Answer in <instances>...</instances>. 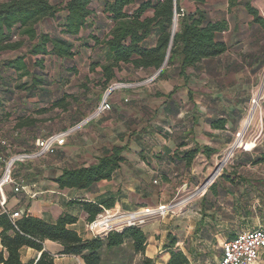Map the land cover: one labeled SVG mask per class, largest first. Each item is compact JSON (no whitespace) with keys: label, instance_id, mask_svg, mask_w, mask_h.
I'll return each mask as SVG.
<instances>
[{"label":"crops","instance_id":"crops-1","mask_svg":"<svg viewBox=\"0 0 264 264\" xmlns=\"http://www.w3.org/2000/svg\"><path fill=\"white\" fill-rule=\"evenodd\" d=\"M179 3L187 13L200 9L211 20L225 23L221 39L227 52L187 68L182 76L167 70L158 80L156 74L161 70L129 74L122 68L111 85L132 87L113 91L107 100L110 110L97 116L104 91L93 82L100 68L91 73L90 64L98 59L88 57L89 51L75 57L74 65L81 72L61 91L69 105L65 110L54 108L52 122L38 125L36 134L26 129L20 133V139L34 145L38 138L69 131L65 144L53 154L15 166L13 178L25 190L14 194L7 187V210L49 224L69 214L77 218L70 229L87 240L91 239L85 230L87 217L75 202L101 208L106 203L109 209L131 211L168 203L184 186L191 190L209 176L218 154L241 126L247 102L264 72V4L262 0ZM239 34H245L246 39ZM153 78L155 82L149 84ZM29 102L42 107L38 95ZM19 150H7L8 156ZM114 151L123 161L110 179L83 190L58 187L56 180L63 172L94 166ZM141 230L146 237L142 254H134L130 243L104 248L101 264H141L144 258L154 264H169L172 252H181L188 264H217L224 242L244 232L264 231V123L255 150L238 153L203 197L179 216L152 221ZM172 239L175 244L169 248ZM214 248H221L217 256L210 254ZM43 251L54 258V264H84L78 257L61 255V246L51 241L43 243ZM40 256L41 252L30 248L20 250L23 264ZM254 264H264V250Z\"/></svg>","mask_w":264,"mask_h":264},{"label":"trees","instance_id":"trees-1","mask_svg":"<svg viewBox=\"0 0 264 264\" xmlns=\"http://www.w3.org/2000/svg\"><path fill=\"white\" fill-rule=\"evenodd\" d=\"M193 1L204 3V0ZM181 10L179 0H65L55 4L48 0H1L0 51L17 50L26 44L27 52L0 62V141L7 144L0 146V157H11L8 149H22L15 154L33 152L35 146L20 139V133L22 129L31 134L38 131L37 120L29 118L27 110L18 111L19 122L15 127H2L7 123L1 120L6 102H19L38 95L46 105L37 110L40 114L54 108L65 110L69 105L61 89L47 88L43 73L46 57L59 61L62 72L77 76L79 71L74 58L89 51L88 57L98 59L90 64V72L95 73L94 69L100 68L93 82L105 93L122 68L129 74L161 70L156 77L158 80L165 77L167 70H175L182 76L187 68L227 52L228 47L221 39L226 30L224 22L211 20L200 9L193 13L184 10L181 13ZM175 14L179 16L172 34ZM47 20L56 22L54 34L38 31V25ZM254 20L261 22L258 17ZM28 57L39 58L34 60L32 69L26 62ZM55 81L59 83L61 79ZM80 87L88 90L86 85ZM220 124L218 120L217 125ZM122 161L119 152L114 151L98 159L94 166L63 172L56 183L60 189H88L110 179ZM75 203L86 214L87 223L102 209L110 207L106 203L104 208L83 201ZM76 222L77 218L69 214L61 215L52 224L27 214L11 222L0 213V264H23L22 248L41 252L37 261L26 264H54V258L43 251L45 241L57 243L61 246V255L78 257L84 264H101L100 253L104 248H119L125 243L131 244L134 254L144 252L146 237L141 228H125L84 240L70 229ZM174 244L175 239H172L169 248ZM141 264H154V260L144 258ZM169 264H188V261L181 252H172Z\"/></svg>","mask_w":264,"mask_h":264},{"label":"built area","instance_id":"built-area-1","mask_svg":"<svg viewBox=\"0 0 264 264\" xmlns=\"http://www.w3.org/2000/svg\"><path fill=\"white\" fill-rule=\"evenodd\" d=\"M181 13H183V10H181ZM175 15L177 20L179 15ZM132 85L133 84L125 83L111 85L105 91L94 115L97 116L102 112L110 110V105L107 100L113 91L119 88H129L132 87ZM249 125V123H245L234 134L233 142L225 149L223 160L219 163H215L209 176L195 188L188 190L184 188V186L174 195L171 201L165 204L139 207L131 211H123L115 208L102 209V212L93 221L86 223V233L91 238L103 237L111 232H120L125 228H142L152 221L179 216L183 211L189 209L195 201L204 196L206 191L221 175L224 165L233 156L234 151L242 149L243 151L250 152L255 148V143L261 137L262 128L257 135L252 138V142L248 143L245 141V136L250 130ZM68 134L69 131L38 138L34 144L35 149L31 153L15 154L6 159L0 157V213L6 215L11 222L20 219L24 215L20 211L10 212L6 208L8 201L7 187H11L14 194H18L25 190V186L16 183L13 178L15 164L37 160L48 154H53L57 147H61L65 144ZM248 145H250V147H247ZM0 146L6 147L7 144L2 140L0 141ZM223 162L224 164L220 167ZM261 250H264V231L253 230L244 232L234 239L224 242L222 245V255L217 264H254Z\"/></svg>","mask_w":264,"mask_h":264},{"label":"rangeland","instance_id":"rangeland-1","mask_svg":"<svg viewBox=\"0 0 264 264\" xmlns=\"http://www.w3.org/2000/svg\"><path fill=\"white\" fill-rule=\"evenodd\" d=\"M48 1L51 4H55L57 2H64L65 0H48ZM262 1H263V4H264V0H262ZM218 3H220V0H218ZM177 20H178V18H177ZM262 20L264 22V10H263V15H262ZM55 27H56V22L55 21L47 20V21H44V22H42V23H40L38 25V31H41V32H44V33L54 34L55 33L54 32L55 31ZM262 35L264 37V34H262ZM240 37L242 39H244V38L246 39L245 34H242V36H241V34H239V38ZM16 40L17 39L13 40V42H15ZM261 46H262V48H264V41L262 42ZM26 52H27L26 44L23 45L22 47H20V49H17V50L0 51V62H3L4 60L12 59V58H14L15 56H18V55H23ZM84 55H86V54L83 53L81 55V57L84 56ZM38 59H39L38 57L37 58H30V57L26 58V62L28 63L29 68L32 69L34 60H38ZM61 66H62L61 63L59 61H57L56 59L52 58V57H46L44 59V62H43V68H44L43 73L45 75L46 82L48 84L47 88H49L50 90L51 89L55 90L56 88L57 89L59 88V90L61 89L63 91L64 88H65V85L69 84L70 80L72 78L75 79L77 77L75 75L71 76L69 74H66L64 71L62 72L61 71ZM78 71H79V73L81 72L80 69ZM57 78L61 79V81L59 83H57L55 81ZM154 78L151 79V81H148V83L152 84L153 82H155ZM240 85H244V83H240ZM29 100H30V98H26V99H24L23 103H19L17 101H14V102L8 101V102H6L3 105V109H2L3 113H2V116H1L2 117L1 120L3 122L5 121L7 123L3 124L2 127H6V126L7 127H15L18 124V122H19V119H18V116L20 115V114H18L19 110H27L29 118H31L33 120H37V124L39 126H42V125L49 126V124L52 122V120L54 118L55 111L53 109H49L44 114L37 113L38 108L39 109L40 108H44V107H46V105L42 104L41 105L42 107H40V106L38 107V105H39L38 103H32V102H29ZM254 101H255V103H253ZM256 103H257V105H256ZM263 105H264V72L262 73V75L260 77V80L257 82V85H255V87L253 89V92H252V96L249 98V100L247 102L246 111L244 112V114L241 117V126H243L245 123H249L250 124L249 125L250 126V130L247 132V134L245 136V141L248 142V143L252 142V138H254L257 135V133L259 132V130H261V128L263 127V123H264ZM5 114H8L9 116L6 117ZM241 126L239 127V129L241 128ZM233 140H234V136H233ZM233 140H232V142H233ZM258 141L255 143V148L258 145ZM247 147H250V145H248ZM255 148L253 150H255ZM225 149L220 154H218V158L215 160V163H219V162H221L223 160ZM8 150L10 151V149H8ZM238 153H246V151H243L242 149H237L236 151H234L233 152V156L224 165L223 171L226 168H228L229 166H231L234 158L236 157V155ZM11 155L13 156V155H15V153L13 152ZM28 163H29V161H24V162L15 164V166H17L18 164H28ZM15 166H14V168H15ZM214 166H213V168H214ZM213 168H212V170H213ZM223 171H222L221 175L223 174ZM221 175L215 180L214 184L218 181V179L221 177ZM220 244H222V242ZM220 250H221V248H214V249L211 250L210 254L214 255V256H217L218 253L220 252Z\"/></svg>","mask_w":264,"mask_h":264},{"label":"water","instance_id":"water-1","mask_svg":"<svg viewBox=\"0 0 264 264\" xmlns=\"http://www.w3.org/2000/svg\"><path fill=\"white\" fill-rule=\"evenodd\" d=\"M176 15H174V19H173V27H172V34L174 33V31H175V28H176V23H177V20H176V17H175ZM167 60V59H166ZM165 63H166V61H165ZM165 63H164V65H165ZM160 72V71H159ZM158 72V73H159ZM158 73L156 74V75H158Z\"/></svg>","mask_w":264,"mask_h":264},{"label":"bare ground","instance_id":"bare-ground-1","mask_svg":"<svg viewBox=\"0 0 264 264\" xmlns=\"http://www.w3.org/2000/svg\"><path fill=\"white\" fill-rule=\"evenodd\" d=\"M258 97V96H257ZM259 99V98H258ZM259 102V101H258ZM254 103V102H253ZM259 104V103H258ZM252 112V111H251ZM250 115V114H249ZM248 119V118H247ZM247 122V121H246ZM226 161V160H225ZM224 164V162L223 163H221V165H220V167L222 166Z\"/></svg>","mask_w":264,"mask_h":264}]
</instances>
